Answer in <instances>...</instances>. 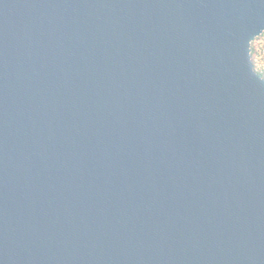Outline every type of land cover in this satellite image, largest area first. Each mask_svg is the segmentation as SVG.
Listing matches in <instances>:
<instances>
[{
    "label": "water",
    "instance_id": "95a60500",
    "mask_svg": "<svg viewBox=\"0 0 264 264\" xmlns=\"http://www.w3.org/2000/svg\"><path fill=\"white\" fill-rule=\"evenodd\" d=\"M264 0H0V264H264Z\"/></svg>",
    "mask_w": 264,
    "mask_h": 264
},
{
    "label": "rangeland",
    "instance_id": "374dc122",
    "mask_svg": "<svg viewBox=\"0 0 264 264\" xmlns=\"http://www.w3.org/2000/svg\"><path fill=\"white\" fill-rule=\"evenodd\" d=\"M255 45H257L258 49L263 51H260V54L257 55L256 57V64H257V68L259 70H262V72H264V33H263V37L260 40H256L254 42Z\"/></svg>",
    "mask_w": 264,
    "mask_h": 264
},
{
    "label": "trees",
    "instance_id": "16d2710c",
    "mask_svg": "<svg viewBox=\"0 0 264 264\" xmlns=\"http://www.w3.org/2000/svg\"><path fill=\"white\" fill-rule=\"evenodd\" d=\"M262 37H263V35L260 36L259 38H257L256 40H260ZM260 51H263V48H262V50L261 49L259 50L257 45H255L253 43L252 44V60H253L254 68L259 74H261L264 77V72H262V70H259L257 68V64H256V57H257L258 54H260Z\"/></svg>",
    "mask_w": 264,
    "mask_h": 264
}]
</instances>
